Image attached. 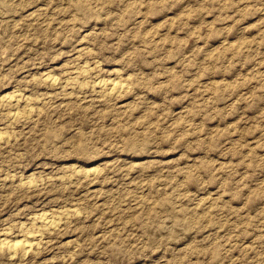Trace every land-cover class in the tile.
<instances>
[{"label":"rangeland","instance_id":"rangeland-1","mask_svg":"<svg viewBox=\"0 0 264 264\" xmlns=\"http://www.w3.org/2000/svg\"><path fill=\"white\" fill-rule=\"evenodd\" d=\"M31 230L0 264H264V0H0V240Z\"/></svg>","mask_w":264,"mask_h":264},{"label":"bare ground","instance_id":"bare-ground-1","mask_svg":"<svg viewBox=\"0 0 264 264\" xmlns=\"http://www.w3.org/2000/svg\"><path fill=\"white\" fill-rule=\"evenodd\" d=\"M79 72V71H78ZM79 74H81V71L79 72ZM79 74H76V75H78L79 76ZM83 75H84V73H83ZM87 75V74H86ZM75 78L77 77V76H74ZM50 80H52V79H50ZM54 80V79H53ZM124 82V81H123ZM99 83V82H98ZM101 87H104L105 89L107 88L108 89V92L109 93H115V92H120L125 86H124V84L123 83H120V82H118V81H113V80H111V81H109V83H105V82H102L101 84ZM104 89V90H105ZM10 100V99H9ZM19 100V99H18ZM17 113V112H16ZM20 113V112H19ZM10 114V113H9ZM17 115V114H16ZM47 213V212H46ZM59 214V213H58ZM45 214H41V220L43 219L44 221L46 220V218H45ZM58 216V215H57ZM39 217V218H40ZM48 218V217H47ZM47 221V223H49L48 221V219L46 220ZM52 222V225H53V221L51 220L50 221V223ZM42 223H44V222H42ZM46 223V224H47ZM49 223V224H50ZM51 225V226H52ZM55 225V224H54ZM50 226V225H49ZM48 226V227H49ZM50 226V227H51ZM53 227V226H52ZM48 229V228H47ZM27 230V229H26ZM30 230V229H29ZM22 232V231H21ZM20 232V233H21ZM26 232V231H25ZM24 233V232H23ZM23 233L21 234V235H23ZM26 234V235H25ZM24 235H25V239H22V240H20L19 239V241H16V242H14L13 241V243H7V242H5V241H2V240H0V247H4V246H7L8 248H10L12 251H13V253H15V252H17V251H20V252H23V251H27V249H29L30 247H31V238L33 237V236H36V234H37V231H35V230H31V231H27L26 233H25ZM6 238V237H5ZM5 238H3V240L5 239ZM23 238V237H22ZM7 240H8V238H7ZM15 240H17V239H15ZM12 241V240H11ZM8 242H10L9 240H8ZM7 247H5V248H7ZM9 253H10V251H9ZM12 253V252H11ZM24 253V252H23ZM27 253V252H26ZM16 254V253H15ZM24 255V254H23Z\"/></svg>","mask_w":264,"mask_h":264}]
</instances>
